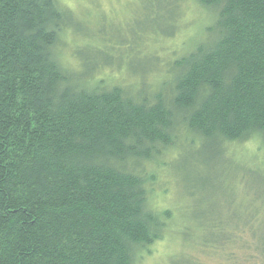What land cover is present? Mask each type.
<instances>
[{
    "label": "trees",
    "instance_id": "trees-1",
    "mask_svg": "<svg viewBox=\"0 0 264 264\" xmlns=\"http://www.w3.org/2000/svg\"><path fill=\"white\" fill-rule=\"evenodd\" d=\"M193 2L211 24L162 58L142 55L135 34L125 49L145 60L124 63L131 81L120 86L97 75L112 64L102 49L100 61L64 63L61 40L79 23L58 0H0V264H134L166 237L195 252L245 249V227L264 258L252 221L263 207L235 224L209 217L190 247L189 227L152 198L145 167L167 166L166 155L198 144L189 158L213 160L254 139L264 149V0ZM172 18L145 36L173 40ZM178 251L170 264H203Z\"/></svg>",
    "mask_w": 264,
    "mask_h": 264
},
{
    "label": "rangeland",
    "instance_id": "rangeland-1",
    "mask_svg": "<svg viewBox=\"0 0 264 264\" xmlns=\"http://www.w3.org/2000/svg\"><path fill=\"white\" fill-rule=\"evenodd\" d=\"M58 1L72 14V23H79L78 32H68L61 40L60 53L64 63L75 68L79 62L86 59L89 62L94 58L100 61L96 53L98 49H102L104 51L101 57L106 53L112 64L99 62L103 68L96 73L98 77L108 78L113 84L120 86H126L131 81L124 63L145 60V57H131L130 51L125 49L126 43L133 44L134 38L138 39L137 36L141 35L135 34L141 32L145 37L143 39L141 36L143 42L135 45L139 51L142 50V55L156 52L154 56L162 58L166 48L170 50L171 46L181 44L184 35L194 30H202L212 22L211 16L203 9H197L193 0ZM159 9H164V14L157 12ZM169 16L173 17L174 24L182 30L175 31L173 40L167 37L164 40H153L152 36H145L146 31H152L153 28L155 31H164L170 20ZM159 37L164 38L160 34ZM120 40L125 44L117 45ZM154 65L149 71L151 78L159 72L161 63ZM223 147L224 153H221L222 149L216 151L217 157L213 160L202 156L191 160L189 156L201 154L200 147L196 144L192 149L189 148L190 150L186 148L187 154L178 150L164 156L162 160L168 163L172 160L167 166L161 163L160 166L155 165L156 169L152 170L149 166L145 167V171L156 175L157 180L151 185L155 205L157 208L172 211L170 212L175 227H189L190 247L202 242L205 234L201 226L211 216L235 224L242 222L245 218L243 213L247 210L254 214L259 207H263L264 212V185H261L264 183V149L260 142L254 139ZM254 216L256 217V214ZM256 218L252 221H260L262 226L259 235L261 237L262 234L261 238L264 240V216L260 220L259 217ZM251 237V231L245 227L242 235L244 243L246 242L245 249L235 243L233 248L229 245L222 250L201 252L181 247L179 240L166 237L151 246L150 251L144 253L134 264H170V257L179 254V249L183 251V255L190 259L195 258L203 264H264V258L255 257L250 248ZM230 242L233 243L234 240L230 238ZM230 251L235 254L233 259L227 257Z\"/></svg>",
    "mask_w": 264,
    "mask_h": 264
}]
</instances>
